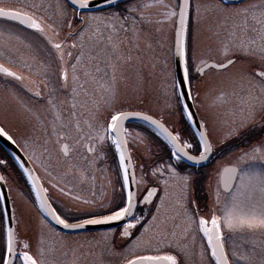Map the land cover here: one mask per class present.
I'll list each match as a JSON object with an SVG mask.
<instances>
[{
	"label": "snow or ice",
	"instance_id": "snow-or-ice-1",
	"mask_svg": "<svg viewBox=\"0 0 264 264\" xmlns=\"http://www.w3.org/2000/svg\"><path fill=\"white\" fill-rule=\"evenodd\" d=\"M66 2L73 8V18L80 21L79 27L74 29L78 33L76 40L79 41L80 48L79 54L75 56L68 49L78 48L76 40L70 45L61 40L60 32L54 24L36 17L25 8L0 6V20L16 22L23 30H31L30 36L35 37V41H32L13 33L11 29L0 30V49L6 48L9 41L15 40L30 50V55L23 64L28 75L14 71L2 63L0 74L11 78L6 83L16 82L21 89L31 93L33 98L45 103L47 110L53 113V120L49 122L51 131L49 132L48 127H43L44 139L39 145L43 148L41 155L49 153L47 146L53 137L57 151L65 159L71 155L75 146L84 147L88 153L95 154L106 145L104 155L110 152L118 162L119 188H113L107 202H97L80 195L71 196L70 190L65 191L60 187L58 191L64 196L85 206L78 207L75 211L87 218L70 223L67 217L52 206L47 196L48 189L41 184V178L13 153L44 217H50L64 229H83L85 225L121 222L123 226L118 231L119 243L116 242V230L104 234L106 242L113 245L109 251L120 257V264H188L190 234L193 241L196 235L200 236L201 264H264V247L257 253L255 243L250 252H240L229 245V241L237 233L264 235V0L242 9L229 8L226 0H219L212 5L197 4L195 18L191 14V0H173L171 3L168 0L141 3L124 0L127 6L123 11L117 0H104L113 9L105 15L81 14L82 10L89 9L91 0ZM31 7L37 8L39 5ZM201 7L210 8L224 22L215 33L218 38V59L204 58L197 54L195 47L191 56L189 54L187 39L190 23L193 19L199 22ZM153 8L157 9L156 15L161 17L155 23H168L174 29L173 57L178 61L183 74L182 80H174L172 84L175 102L169 104L168 108L181 115L195 144L185 139L178 127H166L163 117L156 119L153 115L123 108V101L115 86L117 64L111 65L113 76L108 87L102 85V91L91 92L87 88L95 80L94 74L99 73L101 68L99 65L92 66L95 57L91 55V50L87 53L84 51L85 36L88 35L89 40L93 37L102 40L103 29H108L110 34L107 39L115 51L119 46L114 42L118 31H129L127 25L131 24L133 32L138 33V24L153 23L145 15V10ZM57 16L63 20L67 16L66 7L60 6ZM67 26L73 28V21L69 20ZM221 32L224 33L223 36L220 35ZM249 32L253 35H249ZM73 34H66V38H71ZM5 36L7 39H4ZM16 50L19 51V48ZM41 51L45 53V58H40ZM66 56L68 60L65 59ZM238 63L236 71H230ZM193 65L195 73L200 76L209 70L225 73L222 79L230 87V91L221 89L214 98L213 103L223 111L220 113L222 118L212 129L205 120H197L196 113L192 111L193 107H200L195 103L199 97L192 91ZM9 91L13 99L19 100L17 92L12 88ZM61 93L65 95V99H60ZM65 104L68 106L66 117L63 114ZM21 106L25 111L32 112L27 105ZM81 116L85 118L81 120ZM130 119L145 122L169 148L168 161L155 163L151 167V176L145 171V166L141 165V175L137 178L130 145L137 140L143 143L144 138L140 132L133 135L126 127V122ZM35 132L36 126L33 125L18 140L5 126H0V137H6L24 152H30L27 157L29 160L36 155ZM214 132L218 133L215 141L212 138ZM69 139L74 141L73 147L64 142ZM233 140L238 142L236 150L228 146L230 157L217 162L212 204L209 212L202 214V209L192 196L194 176L191 171L180 170L181 161L201 165L212 158L217 144L227 145ZM193 150L198 155L190 154ZM47 158L51 160V154ZM5 164L6 161L0 159V166ZM49 166L44 165L45 171L52 176L47 171ZM73 167L74 164L69 165V171L63 175H68ZM152 178L156 179L157 187L149 186ZM52 180H56V177H52ZM0 182L7 183L4 175H0ZM49 183L52 188H57V183ZM159 186L163 187L164 195L160 197V204L156 205L157 214L161 212L165 202L170 201L174 215L166 219L175 220L178 217L182 221L181 224L174 225L171 231L166 227V221L157 214L152 215L147 224L144 223V214H136L139 205L153 202L152 198L158 194ZM170 188L173 189L172 192H169ZM8 199L10 197L0 193V205H4ZM16 222L15 201L10 210L0 208V264H46L45 249L42 246H38L36 253H33L28 241L17 239L18 231L12 226ZM137 230L139 235L136 234ZM39 243L42 245L43 241Z\"/></svg>",
	"mask_w": 264,
	"mask_h": 264
},
{
	"label": "rangeland",
	"instance_id": "rangeland-1",
	"mask_svg": "<svg viewBox=\"0 0 264 264\" xmlns=\"http://www.w3.org/2000/svg\"><path fill=\"white\" fill-rule=\"evenodd\" d=\"M141 2H150V0H134L131 3ZM168 2L171 3L173 0H168ZM192 2L194 5H212L218 3L216 0H192ZM252 3L259 4L260 0H246L237 6L228 7L242 9ZM0 5L25 8L34 13L36 17L43 18L47 23L54 24L60 32L61 40H64L62 38L63 34L67 33L65 28L72 30L73 28H78V24L80 23L78 18H73L72 9L67 7L64 0H1ZM31 5H39V7L33 8ZM60 6H64L67 9V16L63 18V20L57 16V11ZM109 11L112 10L100 11L93 14L105 15ZM156 13L157 9L154 8L145 10V15L149 16L153 23H141L144 31L139 30L138 33H134L131 25L128 26L129 31L127 32L122 30L118 31L114 36V42L119 45L118 49L115 51L107 39L110 30L103 29L104 37L102 40L97 37H93L89 40L88 35L85 36L86 47L84 48V51L87 53L90 49L91 55L95 57L92 61V66L99 65L101 68L99 73L94 74L95 80L87 85L90 92L92 90L102 91V85L106 88L111 84L113 76L111 65L117 64L118 70L115 73V86L119 92L120 99L123 101V108L130 107V103L140 100V97L143 94L147 95L149 92H151V94L145 100L147 107L159 108L160 111L162 107H166L167 103L164 102L167 99L165 98L172 93V84L174 82L172 61L170 58L173 28L168 23H155V20L161 19ZM69 20L73 21V28L67 26ZM223 23L224 22L219 19L217 14L210 10V8L201 7L199 22L197 23L195 21L194 24L193 22L190 23V27L193 24V36H196L191 45L188 33L187 43L190 56L194 47L197 54L202 55L204 58H208V56L212 55V51L217 47L218 39L215 35L216 31H213V28L216 26L221 27ZM229 24H231V22H229ZM2 29H11L13 33L19 34L22 38H27V40H30L31 38L30 32L26 30L24 31L20 26L15 24L7 22L0 23V30ZM77 34L78 33L74 32L72 37L67 38L65 42L70 45L76 40V37L78 36ZM220 35L223 36L224 33L221 32ZM249 35L253 34L249 32ZM4 39H7V37L5 36ZM33 41L35 40L33 39ZM76 42L78 44V40H76ZM121 42H128L130 44H127L128 47L126 48L123 47ZM148 45H151V47H148ZM17 48H19V51L16 50ZM68 50L72 51L73 56H75L77 55V50L79 51V47L77 49L69 48ZM127 51L129 52L130 59L126 58L125 53ZM29 55L30 50L25 49L15 40L9 41L6 48L0 49V61L7 66L14 68L17 72L25 75H28L29 72L23 67V64ZM162 58L166 59V62H163ZM65 59L68 60L69 58L66 56ZM72 62L74 63L75 61L73 60ZM85 63H87V57L85 58ZM137 63L139 66L143 63V67L140 66L142 71L136 69ZM238 67L239 63L230 69V71L234 72ZM194 68L195 65H193V72ZM33 71H35V68ZM224 75L226 74H211L207 79L199 80L198 87L195 90L198 95L200 94V96H198L199 99L197 100L199 101L198 105H200V108L203 105H206V108H208V114H217V120L222 118L220 115L222 111H220L217 106H213V104L208 106L206 102H211L212 98L215 97L216 92L219 91L216 89L229 87V85L227 86L226 84L227 82L222 79ZM33 78L40 79V77L37 76H33ZM6 81L10 80L6 77L0 76V123L10 132H14V138L18 140L26 129H31L33 125L36 126L34 136V139L37 141V144L34 146L36 155L30 161L41 177H43L52 197L56 198V201L63 205V207H61L62 211L69 215L71 214L70 212H74L76 208L85 206L81 202L72 200L69 196H64L58 191L60 187H63L65 191L70 190L71 196L80 195L81 197L87 198V195L84 194L85 191L88 193L93 192L99 196L104 195L105 198H101V200L104 199V202H107L109 196L112 194L113 188H115V182L114 177L107 173L103 166L98 164L100 158L98 155H102V150L98 149L95 154L88 153V155H86L84 147L75 146L71 155L65 159L57 151L54 142L55 138L53 137L47 146L49 153L41 155L43 148L39 147V145L43 143L44 139L43 127L46 126L48 127L49 132L51 131L49 122L53 120V113L50 110H47L45 103L39 102L36 98L32 97L31 93H27L25 90L21 89L19 85L13 84L14 81H12L11 84L6 83ZM10 88L18 93L19 100L12 98L9 91ZM60 99H65L63 93L60 94ZM81 99H84V97L81 96ZM22 104L30 107L32 112L25 111V108L21 106ZM67 112L68 106L65 104L63 106V114L65 117L67 116ZM37 117L39 119H37ZM205 117L210 126L215 125L213 124V118L208 119V116L206 115ZM84 118V116L80 117L81 120ZM128 129L133 135L136 132H140L141 136L144 138L143 143H141L140 140H137L135 144L130 146L132 151L135 150L137 153L146 156L144 161L147 160L146 164L149 163L147 170L150 173L151 167L155 166V163L160 162L159 160L168 161L166 157H164V159L162 158V160L155 156L154 149L156 148L150 143L145 130L140 129L139 127H128ZM210 129L212 128L210 127ZM85 131L87 130L85 129ZM72 135H74V132ZM213 136L217 138L218 133H213ZM65 142L69 143L70 147H73L74 141L72 139ZM236 145H233V150H236ZM25 153L27 155L30 154V152ZM49 154H51V160L47 158ZM150 157H154V160H149ZM224 159L226 158L222 157L221 159L213 160L210 166L207 167L209 174L206 179L202 181V192L204 193L205 189L208 191L207 187H209L210 190L208 191V199L206 200L207 208H203L202 214L209 212L213 200L212 190L215 187L214 170L217 166V162ZM136 163L138 164L137 172L140 176V166L142 164L138 161H136ZM71 164H74L75 167L71 169L68 175H63L65 172L69 171V165ZM44 165H50L47 168V171L51 172L52 176L47 175ZM183 171L191 170L189 167L185 166ZM52 177H56V180H52ZM49 181L57 183V188H52ZM7 182L12 206L13 201H15L17 216L15 228L18 231L17 239L28 241L32 246L33 253H36L38 246H42L45 249L44 259L46 264H120V257L113 255L109 251L113 245L106 242L104 238L105 233L112 232L113 230H106L98 233L89 232L74 234L71 236L60 234L49 227L45 220H43L42 223L41 215L36 212L34 206L29 204V199L24 195L20 184L12 178H7ZM172 191L173 189L170 188L169 192ZM163 195L164 190L162 187L160 197ZM192 196H194L193 191ZM160 197L157 199V204H160ZM198 204H200V202H198ZM155 214H157V212H155ZM74 215L78 216L81 214L75 211ZM157 215L160 216V219L166 221V227L168 230L173 229L174 225L169 226L171 223L174 222L175 225L182 223L181 219L178 217L175 220L166 219L174 215L171 210L170 201L165 202L161 212ZM177 231H179V229H177ZM41 240L43 241L42 245L39 243ZM119 242L120 241L118 240L117 243ZM253 243L256 245L257 253H259L260 248L264 247V235H261L260 233H237L233 239L229 241V245L235 247L240 252H250ZM188 244V264H201L199 254L201 244L200 236L196 235V238L193 241L192 235L190 234L188 237ZM19 250L20 248L18 246L17 251Z\"/></svg>",
	"mask_w": 264,
	"mask_h": 264
},
{
	"label": "flooded vegetation",
	"instance_id": "flooded-vegetation-1",
	"mask_svg": "<svg viewBox=\"0 0 264 264\" xmlns=\"http://www.w3.org/2000/svg\"><path fill=\"white\" fill-rule=\"evenodd\" d=\"M1 1V0H0ZM217 2H219V0H216ZM243 3V2H242ZM227 4V6H237V5H239V4H241V3H238V4H229V3H226ZM197 5V4H196ZM196 5H194L193 4V2H192V0H191V14H192V16H193V18H195V15H196ZM0 6H3V5H0ZM68 7V6H67ZM96 12H99V11H82L81 13L82 14H87V13H96ZM5 21H2V20H0V23H4ZM193 24L195 23V19H193ZM7 23H11V24H15V25H17L16 24V22H7ZM193 24H192V26H193ZM79 25H80V23L78 24V27H79ZM18 26V25H17ZM192 26L190 27V31H189V39H190V43H191V45H192V43L194 42V39L196 38V36H193V29H192ZM218 28H220V26H216V27H214L213 28V31H216L217 32V29ZM65 31H67V33H65V34H63V36L62 37H65V35L66 34H68V33H74V28L72 29V30H69V29H66L65 28ZM78 35V34H77ZM31 38H30V40H32L33 41V39L35 40V37H32V36H30ZM34 46H35V43H34ZM78 47H79V41H78ZM214 49V48H213ZM216 49H217V47L214 49V51H212V55H210V56H208V58L207 59H218L219 57H218V55H217V52H216ZM11 51V50H10ZM79 51H80V48H79ZM79 51L77 50V55L79 54ZM12 52V51H11ZM40 58H45V54L43 53V51H41L40 52ZM1 62V61H0ZM1 63H3V62H1ZM211 72H215L214 70H209V71H206L205 72V74L203 75V76H200V75H197L196 73H195V71L192 73L193 74V82H192V91H193V94L194 95H198L196 92H195V90H196V88L198 87V81L199 80H204V79H207L211 74H213V75H219V74H221V73H217V72H215V73H211ZM223 74H225V73H223ZM227 82V81H226ZM227 84V86H228V82L226 83ZM221 89H223V90H225V91H230V87H225V88H218V89H216V90H221ZM219 91H217L216 92V94H215V97L218 95V93H219ZM198 96H200V94L198 95ZM215 97H213L212 98V100H211V102L209 101V103L208 102H206L207 103V105L208 106H211L212 104H213V106H216L214 103H213V101H214V98ZM198 102L199 101H196L195 103L196 104H198ZM196 108V107H195ZM218 108V107H217ZM220 111H223L222 110V108H218ZM196 112L198 113V116H199V120L200 119H203V120H205L206 122L208 121V120H206V117H205V115L206 116H208V119L209 118H213L214 119V122H213V124H215L214 126H210L209 125V123H208V125H209V128L211 127V128H214V127H216L217 125H216V122H218V120H217V114H208V108H206V105L204 106H202L201 108L199 107V109H197L196 108ZM215 133V132H214ZM213 138V140L215 141L216 140V138L213 136L212 137ZM193 143L195 144V139L193 140ZM238 142L236 141V140H233V141H229L228 142V144L227 145H218L217 147H216V150L214 151V153L212 154V158L209 160V161H206V162H204V163H202L201 165H188V164H186V163H184L183 161H181V165H180V167H182V166H186V167H189V169L191 170V172H193L194 174H196V176H195V178H194V180H197L196 181V184L195 185H193V190H196V191H198L199 189L200 190H202L203 189V187H202V181L204 180V179H206V177L208 176V174H209V172L207 171V167H209L210 166V164L212 163V161L213 160H216V159H221L222 157H225V158H228V157H230V151L228 150V146H232V148H233V145H236ZM135 151V150H134ZM190 152H192L193 154H195V155H197L198 154V152H196V151H190ZM136 155H138L139 156V158H140V160H144V159H146V156L145 155H143V154H139V153H137L136 152ZM166 157L168 158V155H166ZM148 167V166H147ZM149 176H151L150 174H148ZM197 175H199L198 177H197ZM200 176H201V178H200ZM62 178V177H61ZM137 178H139V174H137ZM201 179V188H200V182H198V179ZM208 184V183H207ZM149 186H155V187H157V181H156V179L155 178H152V181H151V183H150V185ZM161 186H159L158 187V194L156 195V196H154L153 197V202L151 203V204H147V205H143V204H141V205H139L138 206V208L136 209V214H144V216H145V220H144V223L145 224H147L148 223V221H150L151 219H152V215H154L155 214V212H156V205H157V199L160 197V195H161V188H160ZM208 188V191L210 190L209 189V187H207ZM143 191V190H142ZM208 191L205 189V192L203 193V192H201L200 194H197V197H201L200 199H195L197 202H200V204H199V206H200V208L203 210V208L205 207V208H207V205H206V200L208 199ZM85 195H87V199H90V200H95V201H97V202H99V201H105L104 199H102L101 200V198H105L104 197V195H102V196H99V195H96V194H94L93 192H90V193H88V192H86L85 191V193H84ZM47 195H48V197H49V199H50V201H51V203H52V205L54 206V208L57 210V212L58 213H62L63 214V216H65V217H67L68 218V220H75V219H79L78 217L80 216V215H74L75 214V211L74 212H70L71 214H70V216H67L68 214H66V213H64L63 211H62V208L61 207H63V205L61 204V203H58V201H56V198H53L52 197V194L50 193V190L48 191V193H47ZM142 197V196H141ZM68 207H71V206H68ZM68 209V208H67ZM173 225H175L174 224V222L173 223H171L169 226H173ZM174 227V226H173ZM121 227H118V228H114V229H112V230H116V232H117V236H116V238L117 237H119L118 236V231H119V229H120ZM169 231H171V230H169ZM83 234V233H82ZM137 235L139 234V230H137V233H136ZM67 236V235H66ZM69 236H71V235H69ZM197 238H199V237H197ZM133 239H134V237H133ZM129 243H131V241H129Z\"/></svg>",
	"mask_w": 264,
	"mask_h": 264
},
{
	"label": "trees",
	"instance_id": "trees-1",
	"mask_svg": "<svg viewBox=\"0 0 264 264\" xmlns=\"http://www.w3.org/2000/svg\"><path fill=\"white\" fill-rule=\"evenodd\" d=\"M130 1L132 2L133 0H130ZM120 5H121V11H123V9L127 6L124 1L120 2ZM126 15H127V13H126ZM165 58H166V56H165ZM162 59H163V62L164 61L166 62V59H164V58H162ZM163 62H162V64H163ZM150 94H151V92H149L147 95L143 94L140 97L141 98L140 100H136L135 102L130 103V107L146 110V111L151 112L154 115L158 116L159 118L163 117L164 121H166V124H168L170 127H173V126L178 127L182 131L185 139H188L191 141L192 140V133L189 130V128L187 127L184 119L181 117V115L178 112L173 111V110L168 108L169 104H173L175 102V99L172 96V93L167 98H165L167 100L164 103H167V105L165 108L162 107L161 111L159 110V108H150V107L146 106L145 100L147 97L150 96ZM131 125H132V127L138 126L140 129H143L146 132H148L147 138H149L150 143L153 146H155V148H156V149H154L155 150V152H154L155 156L164 155V154L168 153L169 149L167 148L164 141L161 138H158L151 129H149L148 127H146L145 125L140 124V123H132ZM0 126H3V125L0 123ZM13 133L10 132V134H13ZM101 150H102L103 158H100V163H101V165H103V167L106 169V171L108 173H111L114 175V181H115V184L117 186L116 189H118L119 188V184L117 183L118 162L112 156V154L110 152L107 155H104V153L107 151L106 145L103 148H101ZM0 159H3L6 161L5 165L0 166V171L6 177V180H7V178H10V179L12 178L18 184H20V186L23 189L24 195L27 197V199H29V201H28L29 204L31 206H34L36 209L33 195L30 192V187H29L23 173L21 172L19 167L16 165V163L13 161V159L6 153V151L3 150V148H1V146H0ZM7 185H8V182H7ZM198 194H200V190H198ZM197 198L200 199L201 197H197ZM36 212H37V210H36ZM67 216H70V214Z\"/></svg>",
	"mask_w": 264,
	"mask_h": 264
},
{
	"label": "water",
	"instance_id": "water-1",
	"mask_svg": "<svg viewBox=\"0 0 264 264\" xmlns=\"http://www.w3.org/2000/svg\"><path fill=\"white\" fill-rule=\"evenodd\" d=\"M226 1L230 2V3H237V2H240V1H243V0H226ZM104 6H106L104 0H91L90 7L87 10H93V9L101 8V7H104ZM173 51H174V32H173ZM172 61H173V70H174V80L175 81H180V80H182V77H183L182 69L179 67V63L174 57L172 58ZM188 103L191 104L192 101H188ZM129 111H135V110H129ZM192 111L195 112L194 107H193ZM196 119L198 120L197 115H196ZM131 121H139V120L130 119L129 121L126 122V124L128 122H131ZM140 122L145 123L143 121H140ZM0 145L7 151V153L12 158H13V153H15L16 156H19L22 159V161L25 163L26 167H28L29 169H32L34 171L32 165L30 164V162L28 161L26 156L23 154V152L20 150V148L16 144H12L11 141H8L6 137H0ZM14 161H15V159H14ZM184 161L187 162V163L192 164V162H190V161H187V160H184ZM35 174H36V172H35ZM0 175H1V173H0ZM0 193H4L7 197H9L8 190H7V187H6L5 183L0 182ZM0 206H1L2 209L10 210L11 209L10 199H8L4 205H0ZM45 218H46V220L48 221V223L51 226H53L54 228H56L57 230H59L61 232H65V233H77V232H84V231H91V230H98V229L112 228V227H117V226H121L122 227L123 226L121 222H111L109 224H104V225H85V227L83 229H64L62 226L56 225L55 222L50 217H45ZM75 222H78V221H73V222H70V223H75ZM12 226L14 227V224Z\"/></svg>",
	"mask_w": 264,
	"mask_h": 264
}]
</instances>
